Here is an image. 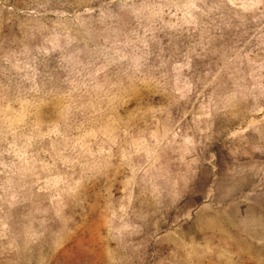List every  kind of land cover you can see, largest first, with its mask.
<instances>
[{
    "label": "rangeland",
    "instance_id": "1",
    "mask_svg": "<svg viewBox=\"0 0 264 264\" xmlns=\"http://www.w3.org/2000/svg\"><path fill=\"white\" fill-rule=\"evenodd\" d=\"M234 204L264 241V0H0V264H205Z\"/></svg>",
    "mask_w": 264,
    "mask_h": 264
},
{
    "label": "crops",
    "instance_id": "2",
    "mask_svg": "<svg viewBox=\"0 0 264 264\" xmlns=\"http://www.w3.org/2000/svg\"><path fill=\"white\" fill-rule=\"evenodd\" d=\"M236 204L219 220L220 232L209 224L205 226L206 234L210 232L205 238V264H264V241L252 235L253 226L254 229L259 227L253 224L257 209L244 205L237 209ZM229 217L234 219L229 221ZM262 217L264 221V215ZM216 249L221 256L216 254Z\"/></svg>",
    "mask_w": 264,
    "mask_h": 264
}]
</instances>
